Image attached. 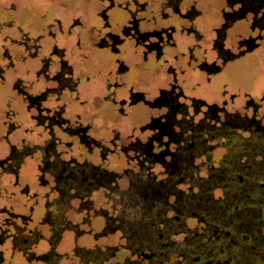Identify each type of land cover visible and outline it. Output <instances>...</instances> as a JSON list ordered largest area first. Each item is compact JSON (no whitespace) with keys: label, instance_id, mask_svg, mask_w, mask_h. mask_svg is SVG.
<instances>
[{"label":"flooded vegetation","instance_id":"af4514ba","mask_svg":"<svg viewBox=\"0 0 264 264\" xmlns=\"http://www.w3.org/2000/svg\"><path fill=\"white\" fill-rule=\"evenodd\" d=\"M24 1L0 264H264V0Z\"/></svg>","mask_w":264,"mask_h":264},{"label":"rangeland","instance_id":"374dc122","mask_svg":"<svg viewBox=\"0 0 264 264\" xmlns=\"http://www.w3.org/2000/svg\"><path fill=\"white\" fill-rule=\"evenodd\" d=\"M24 3H26V5H27V4H30V3L36 4V0H25ZM216 193H219V190H218V189L216 190ZM179 222H180V221H177V222L174 221V222H172V223H173L174 225H178ZM210 222H211V223H214L215 220H214V219H211ZM211 223H210V224H211ZM210 231H211V230H210ZM153 236H155V235H153ZM213 236H214V235H213ZM111 238H112V239H116V236H115V235H114V236H111ZM216 243H217V241H216L215 239H212V240L209 242V246H215Z\"/></svg>","mask_w":264,"mask_h":264},{"label":"trees","instance_id":"16d2710c","mask_svg":"<svg viewBox=\"0 0 264 264\" xmlns=\"http://www.w3.org/2000/svg\"><path fill=\"white\" fill-rule=\"evenodd\" d=\"M149 228H150V226H149ZM155 228V227H154ZM237 264H242V263H237Z\"/></svg>","mask_w":264,"mask_h":264}]
</instances>
